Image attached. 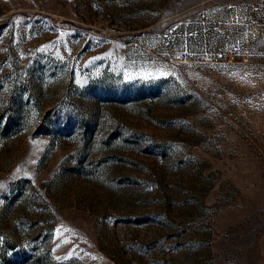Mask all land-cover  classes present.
Returning a JSON list of instances; mask_svg holds the SVG:
<instances>
[{"label": "rangeland", "instance_id": "obj_1", "mask_svg": "<svg viewBox=\"0 0 264 264\" xmlns=\"http://www.w3.org/2000/svg\"><path fill=\"white\" fill-rule=\"evenodd\" d=\"M0 264H264V0H0Z\"/></svg>", "mask_w": 264, "mask_h": 264}]
</instances>
